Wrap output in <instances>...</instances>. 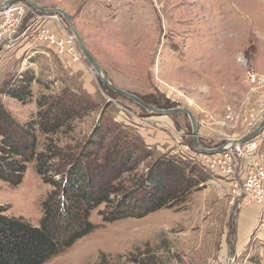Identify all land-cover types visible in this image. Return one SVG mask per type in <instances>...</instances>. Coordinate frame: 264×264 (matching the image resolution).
Returning a JSON list of instances; mask_svg holds the SVG:
<instances>
[{
    "label": "rangeland",
    "instance_id": "374dc122",
    "mask_svg": "<svg viewBox=\"0 0 264 264\" xmlns=\"http://www.w3.org/2000/svg\"><path fill=\"white\" fill-rule=\"evenodd\" d=\"M32 1L62 8L73 18L88 50L116 86L160 108L189 107L206 147L221 145L229 136L240 138L264 119V0ZM25 2L24 24L35 17V9ZM27 68L39 78L33 101L24 105L2 96L19 120L37 114L36 99L43 94L68 92L94 104L74 121L72 131L59 135L61 146L84 141L101 120L145 142V136L155 139L151 145L146 142L153 156L145 167L166 153L180 156L183 145L193 146L188 115H156L113 92L84 55L73 64L33 42L0 48V88ZM249 71L262 83H250ZM255 111L259 120L249 125L246 114ZM257 138L264 162V129ZM189 162L205 181L181 210L165 207L142 218L104 222L97 209L91 217L96 228L44 264H264L256 228L240 234L241 207L231 204L228 186ZM51 191L33 163L18 185L0 179V206L40 225L42 203Z\"/></svg>",
    "mask_w": 264,
    "mask_h": 264
},
{
    "label": "trees",
    "instance_id": "16d2710c",
    "mask_svg": "<svg viewBox=\"0 0 264 264\" xmlns=\"http://www.w3.org/2000/svg\"><path fill=\"white\" fill-rule=\"evenodd\" d=\"M37 82L27 68L0 88V179L18 185L35 163L52 191L42 203L40 225L0 206V264H44L96 228L91 217L97 209L104 222L142 218L165 207L181 210L205 181L195 164L178 155L166 153L143 166L152 149L111 122L101 120L84 141L61 146L59 135L72 131L94 104L68 92L43 94L36 99L37 114L21 121L2 96L28 104Z\"/></svg>",
    "mask_w": 264,
    "mask_h": 264
},
{
    "label": "built area",
    "instance_id": "2783aa9c",
    "mask_svg": "<svg viewBox=\"0 0 264 264\" xmlns=\"http://www.w3.org/2000/svg\"><path fill=\"white\" fill-rule=\"evenodd\" d=\"M29 6L25 0H15L0 9V48L11 49L28 39L38 46L54 50L61 58L73 64L83 61V54L75 34L66 26L63 18L53 13H37L30 22L24 24ZM254 71L248 72V81H261ZM262 83V81H261ZM264 110V103L260 108ZM248 124L259 120L257 111L246 114ZM229 136L224 150L218 153H205L193 146L183 145L180 156L187 161L202 165L216 180L229 188L232 205L255 204L258 209L256 232H264V162L258 154L260 143L255 137L246 142L233 143ZM225 142V143H226ZM220 146V145H218ZM218 146L208 147L216 148Z\"/></svg>",
    "mask_w": 264,
    "mask_h": 264
},
{
    "label": "water",
    "instance_id": "95a60500",
    "mask_svg": "<svg viewBox=\"0 0 264 264\" xmlns=\"http://www.w3.org/2000/svg\"><path fill=\"white\" fill-rule=\"evenodd\" d=\"M13 1L14 0H4L3 2L0 3V9L9 6ZM26 1L28 2V4L32 8H34L38 12L59 14L63 17L64 21L67 23L70 30L75 34V36L78 40V43L80 45V48H81L83 55L85 56L86 60L94 68V70L99 75L100 79L104 82V84H106L112 91L120 94L123 97H126L130 100H133L134 102H136L137 104H139L140 106H142L143 108L148 110L150 113H154L156 115H173V114H186V115H188L190 120H191V124H192V128H193L192 137H193V144H194L196 149H198L202 152H205V153H209V154L218 153V152H221L224 150V148L228 142L223 143L216 148H208L202 143V141L200 139V134H199L198 120H197L195 114L193 113V111L189 107L179 106V107H174V108H160V107H157V106L145 101L139 95L134 94L128 90H125L123 88L116 86L110 80L108 75L105 73L103 67L98 62V60L88 50V48L85 45L78 29L76 28V25H75L73 18L64 9L59 8V7L45 8V7L40 6L37 3L33 2L32 0H26ZM102 115H103V111L101 112V114L99 116V120L102 118ZM263 129H264V119L259 124V126L257 128H255L253 131H251L250 133H248V134H246L240 138H236V139H233L231 141L233 143H235V142H239V143L246 142L250 139L257 137L263 131Z\"/></svg>",
    "mask_w": 264,
    "mask_h": 264
},
{
    "label": "crops",
    "instance_id": "0c3cea01",
    "mask_svg": "<svg viewBox=\"0 0 264 264\" xmlns=\"http://www.w3.org/2000/svg\"><path fill=\"white\" fill-rule=\"evenodd\" d=\"M31 42L36 43L34 40L23 41L20 45H22L23 43H26L27 45H29L31 44ZM145 138H146V142L149 144L154 143L155 141L154 138H151L152 139L151 141L148 140L149 136H145ZM238 216H239L238 222H239V227H240V234L243 236H245V234H251L255 230L257 222H258V207L255 204L243 205L240 208V212ZM256 239L258 242L257 244L264 245V232H259L258 234H256Z\"/></svg>",
    "mask_w": 264,
    "mask_h": 264
}]
</instances>
